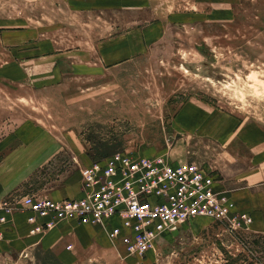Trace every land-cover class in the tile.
Segmentation results:
<instances>
[{
  "label": "rangeland",
  "instance_id": "374dc122",
  "mask_svg": "<svg viewBox=\"0 0 264 264\" xmlns=\"http://www.w3.org/2000/svg\"><path fill=\"white\" fill-rule=\"evenodd\" d=\"M116 153L195 164L230 219H191L148 259L67 250L62 229L2 251L4 207L81 198ZM2 190L0 264H264V0H0Z\"/></svg>",
  "mask_w": 264,
  "mask_h": 264
},
{
  "label": "built area",
  "instance_id": "2783aa9c",
  "mask_svg": "<svg viewBox=\"0 0 264 264\" xmlns=\"http://www.w3.org/2000/svg\"><path fill=\"white\" fill-rule=\"evenodd\" d=\"M214 183L193 163L172 165L163 157L116 153L85 170L81 198L53 201L29 195L4 210L27 212L31 235L62 221L99 225L109 229L110 241L122 245L128 256H144L163 233L173 234L191 218L230 219L234 204L215 190Z\"/></svg>",
  "mask_w": 264,
  "mask_h": 264
},
{
  "label": "crops",
  "instance_id": "0c3cea01",
  "mask_svg": "<svg viewBox=\"0 0 264 264\" xmlns=\"http://www.w3.org/2000/svg\"><path fill=\"white\" fill-rule=\"evenodd\" d=\"M22 148L23 149H32L33 146L30 145V144L29 145H25L23 143L22 144ZM29 154L30 153L28 152L27 155H29ZM2 194H6L4 190H2L0 192V195H2ZM66 198H69V197H66ZM58 199H61V198H58ZM25 215H26L25 213H17V214H14V217H13V223H14V225L12 226L11 230L6 231L4 233V235H3V240L4 239L6 240L3 243V246L4 247L2 248V245L0 244V248H2V251L3 252H8L7 249H6V245L13 244V239H14L13 234H14V232L26 233V236H27V231L29 229V224L27 223V221L25 222ZM66 227H69L70 229H68ZM71 227H73V228L78 227L79 229H83V227L93 228L91 230L96 229L97 232H100L105 238L102 235L101 236H95V235H93V234H96L97 235V232L96 231L95 232H92L90 229L88 230V232L86 231V229L85 230H82L83 231V234H85L84 236H78L77 235L75 237V234L76 233L74 232V229L71 228ZM60 229H62L63 232H64V234L67 235V237H70V239H71L70 240V243H69V244H71V247L68 248V246H69V244H68V246H66V249L67 250L68 249L71 250L72 247H73L77 251H79L80 248H81V249H84V250H87L88 249V250H95V251H107V252H109V254H107V255L118 254V251L116 249H114V247L117 248V245L120 246V244L118 242H116V245H113L110 242V240L108 239V237L106 236V231L105 230H101L99 227L89 226V225H80V224H77L76 222L75 223L74 222H68V223L67 222H63V223H60L59 225H57L51 231L53 232V231L60 230ZM176 234H178V233H175L174 235H176ZM27 237H29V236H27ZM29 238H33V237H29ZM163 238H165V237H163ZM107 242L110 243L111 245L110 244L108 245ZM148 253H146V258L147 259L151 255V253H149V254ZM118 255H120V254H118ZM120 257L123 258V256H121V255H120Z\"/></svg>",
  "mask_w": 264,
  "mask_h": 264
},
{
  "label": "bare ground",
  "instance_id": "6f19581e",
  "mask_svg": "<svg viewBox=\"0 0 264 264\" xmlns=\"http://www.w3.org/2000/svg\"><path fill=\"white\" fill-rule=\"evenodd\" d=\"M177 164H178V163H177ZM172 165H175V164H172ZM214 188H215V190L217 191V189H216V187H215V184H214ZM218 192H221V193L227 195L226 192H223V191H218ZM228 199H229V198H228ZM229 200H230V199H229ZM230 201H231V200H230ZM231 202H232V201H231ZM233 204H234V203H233ZM20 213H22V212H20ZM205 217H207V216H199V217H194V218H191V219L205 218ZM208 218H211V217H208ZM191 219H190V220H191ZM211 219H213V218H211ZM190 220H188V221H190ZM213 220H214V219H213ZM188 221L182 223V224L178 227V231L174 232V234H175V233H179V229H180V227H181L182 225L186 224ZM63 222H70V221H62V222H60V223H63ZM109 222H111L112 224H117L119 221H118V220H110ZM60 223H59V224H60ZM59 224H57V225H59ZM57 225H56V226H57ZM56 226H55V227H56ZM55 227H54V228H55ZM101 229H102V230H105V229H103V228H101ZM51 230H52V229H51ZM49 231H50V230H49ZM105 231H106V236H107V232H109V229L106 228ZM174 234H172V232H165V233H163V236H164V237H166V236L174 237V236L177 235V234H176V235H174ZM107 237H108V236H107ZM108 239H109V238H108ZM1 240H2V237L0 238V241H1ZM109 240H110V239H109ZM70 247H71V246L69 245L68 248H70ZM147 252H148V251H147ZM147 252H146V253H147ZM145 255H146V254H145ZM145 255H144V256H145ZM127 256H128V255H127Z\"/></svg>",
  "mask_w": 264,
  "mask_h": 264
}]
</instances>
